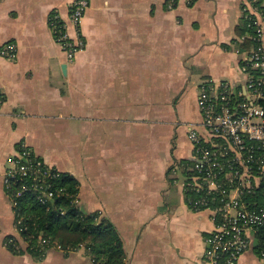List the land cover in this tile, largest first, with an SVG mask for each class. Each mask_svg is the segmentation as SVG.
<instances>
[{
  "label": "crops",
  "instance_id": "0c3cea01",
  "mask_svg": "<svg viewBox=\"0 0 264 264\" xmlns=\"http://www.w3.org/2000/svg\"><path fill=\"white\" fill-rule=\"evenodd\" d=\"M75 1L0 0V264H93L83 246L28 250L5 184L23 145L72 175L80 206L119 232L126 264H214L213 210L187 203L189 128L201 84L243 90L245 0H89L69 61L51 16L68 21ZM236 264L264 258L249 250Z\"/></svg>",
  "mask_w": 264,
  "mask_h": 264
},
{
  "label": "built area",
  "instance_id": "2783aa9c",
  "mask_svg": "<svg viewBox=\"0 0 264 264\" xmlns=\"http://www.w3.org/2000/svg\"><path fill=\"white\" fill-rule=\"evenodd\" d=\"M88 6L89 0H76L69 20H63L60 31L55 30L69 61L85 45L80 26ZM243 10L250 31L241 66L243 90L211 79L201 84L198 105L202 119L189 128L196 155L194 163L186 167L187 203L193 209L213 210L216 227L206 236L205 256L214 264H236L249 249L252 234L264 226V208L249 209L244 200L245 195L256 194L264 183V0H245ZM69 25L74 28L75 37L69 32ZM16 50L15 43H7L2 52L14 57ZM1 102L0 95V105ZM62 176L63 171L45 163L23 145L14 166L5 171L13 208L18 204L16 197L25 194H33L42 204L57 201L67 193L64 186L57 184ZM15 216L22 235L29 225L16 211ZM10 239L16 241L15 237ZM50 243L48 237L39 235L40 251Z\"/></svg>",
  "mask_w": 264,
  "mask_h": 264
},
{
  "label": "trees",
  "instance_id": "16d2710c",
  "mask_svg": "<svg viewBox=\"0 0 264 264\" xmlns=\"http://www.w3.org/2000/svg\"><path fill=\"white\" fill-rule=\"evenodd\" d=\"M51 23L55 30L60 31L63 19L53 14ZM58 31L55 32L56 35ZM193 163L194 160L191 161ZM57 184L64 186L67 193L49 204L40 203L33 194L16 197L18 204L14 209L29 225L28 231L22 234L28 243V250L43 254L44 250L55 247L54 244H59L64 251L83 246L93 264H126L124 244L113 223L100 217L97 212L85 211L79 202H73L78 198L79 191L72 175L63 172ZM16 185L18 183L13 186L14 189ZM244 200L249 209L264 208V183L259 186L256 194H247ZM40 234L51 241L43 251L37 247ZM8 244L13 250L17 246L15 240ZM249 250L264 258V226L252 234L251 245L247 251Z\"/></svg>",
  "mask_w": 264,
  "mask_h": 264
},
{
  "label": "water",
  "instance_id": "95a60500",
  "mask_svg": "<svg viewBox=\"0 0 264 264\" xmlns=\"http://www.w3.org/2000/svg\"><path fill=\"white\" fill-rule=\"evenodd\" d=\"M65 68H66V66L65 65H63V70L65 71Z\"/></svg>",
  "mask_w": 264,
  "mask_h": 264
},
{
  "label": "rangeland",
  "instance_id": "374dc122",
  "mask_svg": "<svg viewBox=\"0 0 264 264\" xmlns=\"http://www.w3.org/2000/svg\"><path fill=\"white\" fill-rule=\"evenodd\" d=\"M84 251H86V249L84 248Z\"/></svg>",
  "mask_w": 264,
  "mask_h": 264
}]
</instances>
